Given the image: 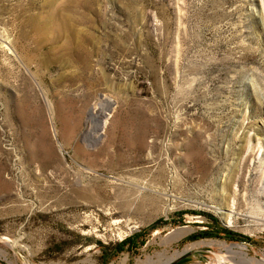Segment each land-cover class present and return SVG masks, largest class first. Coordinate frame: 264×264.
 Segmentation results:
<instances>
[{"label":"rangeland","instance_id":"rangeland-1","mask_svg":"<svg viewBox=\"0 0 264 264\" xmlns=\"http://www.w3.org/2000/svg\"><path fill=\"white\" fill-rule=\"evenodd\" d=\"M232 245L264 260V0H0V264Z\"/></svg>","mask_w":264,"mask_h":264},{"label":"bare ground","instance_id":"bare-ground-1","mask_svg":"<svg viewBox=\"0 0 264 264\" xmlns=\"http://www.w3.org/2000/svg\"><path fill=\"white\" fill-rule=\"evenodd\" d=\"M69 17V16H68ZM70 19H67V17H64L62 25L65 26L64 28L68 29L70 32L72 29L69 27ZM71 29V30H70ZM97 113L93 110L92 116H96ZM108 115V114H107ZM109 116V115H108ZM210 245L214 243H209ZM225 247V246H224ZM235 247H237L238 250H235ZM192 248V247H191ZM240 248H243L242 246L236 245V246H226V256H218V264H264V260L261 262L253 261L251 258H249V255L247 253L241 252ZM180 254V253H179ZM178 257V254L177 256ZM173 260H175L174 257H170L167 260L163 261L161 264H169Z\"/></svg>","mask_w":264,"mask_h":264},{"label":"water","instance_id":"water-1","mask_svg":"<svg viewBox=\"0 0 264 264\" xmlns=\"http://www.w3.org/2000/svg\"><path fill=\"white\" fill-rule=\"evenodd\" d=\"M190 254H183L180 257H178L177 259L173 260L171 263L169 264H179L182 261H184L187 257H189Z\"/></svg>","mask_w":264,"mask_h":264}]
</instances>
